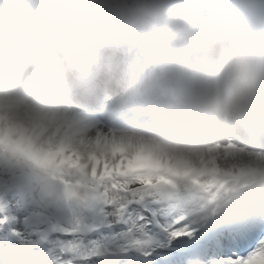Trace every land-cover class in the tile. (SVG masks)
Returning a JSON list of instances; mask_svg holds the SVG:
<instances>
[{"label":"clouds","instance_id":"clouds-1","mask_svg":"<svg viewBox=\"0 0 264 264\" xmlns=\"http://www.w3.org/2000/svg\"><path fill=\"white\" fill-rule=\"evenodd\" d=\"M81 102L173 162L264 148V0H0V126Z\"/></svg>","mask_w":264,"mask_h":264},{"label":"snow or ice","instance_id":"snow-or-ice-1","mask_svg":"<svg viewBox=\"0 0 264 264\" xmlns=\"http://www.w3.org/2000/svg\"><path fill=\"white\" fill-rule=\"evenodd\" d=\"M190 257L264 264V148L221 141L173 162L89 107L31 132L0 126V264Z\"/></svg>","mask_w":264,"mask_h":264},{"label":"bare ground","instance_id":"bare-ground-1","mask_svg":"<svg viewBox=\"0 0 264 264\" xmlns=\"http://www.w3.org/2000/svg\"><path fill=\"white\" fill-rule=\"evenodd\" d=\"M102 119L106 120V121H116V118L114 116V114L107 110L106 108L102 107L100 108V110L97 113ZM106 114V115H105ZM112 115V119H109L108 117Z\"/></svg>","mask_w":264,"mask_h":264}]
</instances>
